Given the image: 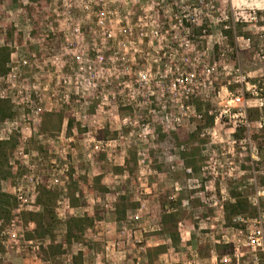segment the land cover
I'll use <instances>...</instances> for the list:
<instances>
[{
	"label": "rangeland",
	"instance_id": "rangeland-1",
	"mask_svg": "<svg viewBox=\"0 0 264 264\" xmlns=\"http://www.w3.org/2000/svg\"><path fill=\"white\" fill-rule=\"evenodd\" d=\"M2 47L0 264H264V0H0Z\"/></svg>",
	"mask_w": 264,
	"mask_h": 264
},
{
	"label": "trees",
	"instance_id": "trees-1",
	"mask_svg": "<svg viewBox=\"0 0 264 264\" xmlns=\"http://www.w3.org/2000/svg\"><path fill=\"white\" fill-rule=\"evenodd\" d=\"M9 60V52L7 50V48L2 47L0 48V71L4 72L5 70V65L7 64ZM0 104L5 105V108L0 106V121H5L7 119H9L10 114H9V109L7 108V104L8 102L6 101H0ZM261 111L264 113V108L261 109ZM258 112V111H257ZM4 143H0V149L3 148ZM3 155V152L0 151V156ZM4 174L2 172H0V182L2 180V178H4ZM233 199H235L234 203H228L225 207V211H226V219L230 220L231 217H238L243 215L244 213H249L250 210V206L247 203V201H243L241 199L240 196L233 195ZM15 203V199L13 196L3 193L0 189V217L1 218H7L10 219L11 217V213H12V207L13 204ZM41 204L46 207L45 203ZM47 213V212H46ZM45 211L42 215L40 214H30V216L33 218L32 222L34 224V230L32 232L33 236H36V238H45L51 235V230L52 227L50 225L49 222H46V216L44 215ZM172 215H166L164 216V220L167 217H170ZM70 222H74L76 224L82 225V223L84 222L83 219H72ZM69 222V223H70ZM81 229V228H80ZM68 236H71L72 234V230L70 229V227H68ZM171 240L174 242H177V236L176 235H170ZM35 238V237H34ZM51 248V247H50Z\"/></svg>",
	"mask_w": 264,
	"mask_h": 264
},
{
	"label": "built area",
	"instance_id": "built-area-1",
	"mask_svg": "<svg viewBox=\"0 0 264 264\" xmlns=\"http://www.w3.org/2000/svg\"><path fill=\"white\" fill-rule=\"evenodd\" d=\"M210 72V71H208ZM245 81V77L241 78V83H243ZM175 86V84L173 85ZM0 98H4L3 100H6L8 97H0ZM233 102L240 104V106L243 107V101L240 98V96L235 97V99L233 100ZM247 240H248V246L252 247L253 251H261L264 252V240H263V233H262V229L261 228H256L254 229V231L250 232L249 235L247 236ZM254 261L255 263L257 262V258L254 257ZM187 264H192L191 262H188Z\"/></svg>",
	"mask_w": 264,
	"mask_h": 264
}]
</instances>
